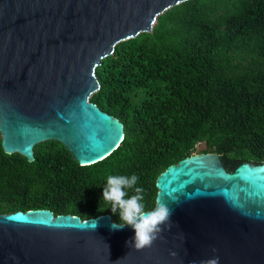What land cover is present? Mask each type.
Wrapping results in <instances>:
<instances>
[{"label":"water","instance_id":"1","mask_svg":"<svg viewBox=\"0 0 264 264\" xmlns=\"http://www.w3.org/2000/svg\"><path fill=\"white\" fill-rule=\"evenodd\" d=\"M184 1L0 0L5 152L33 161L38 143L57 140L81 165L109 156L124 123L90 100L96 69L119 42L152 31L158 15ZM157 187L156 206L173 214L151 246L128 247L134 229L112 230L111 214L17 210L0 213V264H264V163L230 171L219 153H193L160 173Z\"/></svg>","mask_w":264,"mask_h":264},{"label":"trees","instance_id":"2","mask_svg":"<svg viewBox=\"0 0 264 264\" xmlns=\"http://www.w3.org/2000/svg\"><path fill=\"white\" fill-rule=\"evenodd\" d=\"M96 75L90 100L124 123L119 147L81 165L47 140L29 161L6 153L0 133V213L46 208L119 222L102 199L107 176L137 175L152 210L160 173L201 143L198 152L219 153L230 171L264 163V0L181 2L152 31L119 42Z\"/></svg>","mask_w":264,"mask_h":264},{"label":"clouds","instance_id":"3","mask_svg":"<svg viewBox=\"0 0 264 264\" xmlns=\"http://www.w3.org/2000/svg\"><path fill=\"white\" fill-rule=\"evenodd\" d=\"M139 177L135 174L109 175L106 178V185L103 187L102 199L111 205L113 214H119V222L111 224L112 230H120L125 225L134 229L135 235L126 241L128 247L143 249L151 246L160 233L162 225L169 222L173 214L167 204L157 202L152 210H146L144 201V188L136 187ZM126 189H133L134 194L129 195ZM92 225L93 230L97 227V220ZM117 264V262H116ZM192 264H196L195 261ZM199 264H219V257L208 261H200Z\"/></svg>","mask_w":264,"mask_h":264},{"label":"rangeland","instance_id":"4","mask_svg":"<svg viewBox=\"0 0 264 264\" xmlns=\"http://www.w3.org/2000/svg\"><path fill=\"white\" fill-rule=\"evenodd\" d=\"M202 146H203L202 143H201V144H198V146H197V148H196V150H195V153H198L199 149H201Z\"/></svg>","mask_w":264,"mask_h":264}]
</instances>
